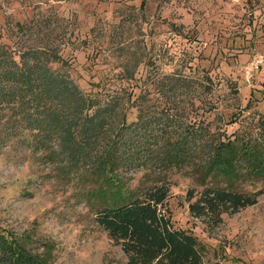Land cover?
Returning a JSON list of instances; mask_svg holds the SVG:
<instances>
[{
  "label": "rangeland",
  "instance_id": "374dc122",
  "mask_svg": "<svg viewBox=\"0 0 264 264\" xmlns=\"http://www.w3.org/2000/svg\"><path fill=\"white\" fill-rule=\"evenodd\" d=\"M0 45L56 51V69L102 95H124L177 69L196 81L186 111L226 133L240 109L264 115V0H0ZM167 179L159 209L197 239L205 261L264 264V193L213 224L189 214L190 178L172 172ZM91 187L88 177L64 178L43 156L0 148V228L29 236L30 246L49 245L50 264H123L93 220Z\"/></svg>",
  "mask_w": 264,
  "mask_h": 264
},
{
  "label": "trees",
  "instance_id": "16d2710c",
  "mask_svg": "<svg viewBox=\"0 0 264 264\" xmlns=\"http://www.w3.org/2000/svg\"><path fill=\"white\" fill-rule=\"evenodd\" d=\"M61 60L45 47L0 45V148L50 159L67 179L88 177L93 220L123 264H221L205 261L197 239L161 213L167 174L191 179L184 201L200 220L216 224L222 213L253 205L264 193L256 186L264 181V115L240 109L226 133L186 111L196 81L177 69L124 95H102L56 69ZM28 238L0 228V264H50L49 245Z\"/></svg>",
  "mask_w": 264,
  "mask_h": 264
}]
</instances>
